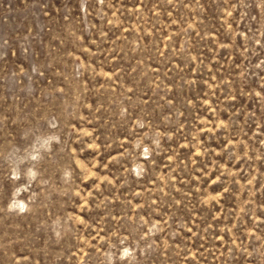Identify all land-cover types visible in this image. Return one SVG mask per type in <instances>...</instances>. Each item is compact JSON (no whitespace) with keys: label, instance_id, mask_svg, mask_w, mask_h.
I'll list each match as a JSON object with an SVG mask.
<instances>
[{"label":"rangeland","instance_id":"374dc122","mask_svg":"<svg viewBox=\"0 0 264 264\" xmlns=\"http://www.w3.org/2000/svg\"><path fill=\"white\" fill-rule=\"evenodd\" d=\"M0 264H264V0H0Z\"/></svg>","mask_w":264,"mask_h":264}]
</instances>
